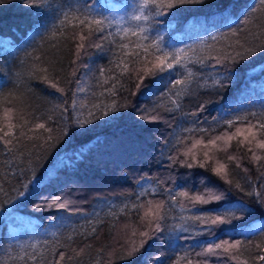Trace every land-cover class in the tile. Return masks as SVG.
Wrapping results in <instances>:
<instances>
[{
	"label": "trees",
	"instance_id": "obj_1",
	"mask_svg": "<svg viewBox=\"0 0 264 264\" xmlns=\"http://www.w3.org/2000/svg\"><path fill=\"white\" fill-rule=\"evenodd\" d=\"M79 2L47 0L40 7L29 6L24 0L0 2V129L7 130L2 119L5 108L14 109L13 123L17 125L12 130L16 137L12 143L5 147L0 142V264H55L60 253L64 254L61 264H174L178 256L186 254L194 261L200 259L195 253L201 248L192 245L209 239L207 234L193 235L191 221L186 225L188 232L175 228L184 223L181 217L198 213L185 198L177 197L173 203L170 196L203 192L202 181L206 183L207 178L222 188L230 186L206 169L185 168L178 162L183 159L178 153L190 146L192 138L202 135L185 129L204 128L211 136L226 127L224 119L259 114L264 108V71H253L264 65V54L257 52L243 62L235 77L228 72L232 62L225 59L242 51L237 41L246 47L264 42V12H251L253 6L261 7L259 0H203L202 4L181 6L175 15L176 10H169L154 18L149 36L159 38L163 49H193L189 52L193 59L204 58L203 65H189L195 75L178 107L171 102L175 89L169 82L177 78L175 75L157 73L146 78L145 85L154 79L159 83L154 94L145 98L136 88L143 73L135 69L141 65L129 63L131 70L122 72L119 61L128 62L133 57L124 56L118 47L120 37L114 42L110 33L116 32V21L131 11L133 0H86L97 19L107 18L112 26L85 41L79 36H87V31L81 33L73 27L53 37L54 31L59 32L62 12L69 5L74 11ZM227 14L230 18L225 21ZM38 22L46 25L39 34L35 28ZM81 43L85 46L78 48ZM213 57H219L220 63ZM101 69L106 70L103 76ZM213 80L220 84L213 85ZM51 83L63 88V94ZM113 104L118 111L103 115ZM125 104L127 107H120ZM145 114L156 116V122L141 120ZM77 119L92 122L81 127ZM37 123H44L48 131L35 129ZM228 155L236 160L228 161ZM169 157H176L177 162ZM217 157L228 164L232 196L256 209L252 223L264 224L257 197L246 195L252 191L264 197V160L253 161L235 142ZM41 177L43 185L33 192L29 182ZM236 183L242 191L234 187ZM26 184V195L20 197ZM142 191L146 194L139 196ZM53 200L66 203L67 208H49ZM148 200L165 202L163 230L127 258L131 241L139 243V233L147 230L140 219L143 210H134L132 205ZM210 207L214 205H196ZM133 228L137 230L135 237ZM175 236L180 239L173 247L171 238ZM220 238L243 239L225 234ZM32 244L36 249L30 247ZM257 244L264 247V233L251 237V244L240 251V261L225 256L216 264H264L258 260L264 251ZM25 252L38 254L37 261L15 259Z\"/></svg>",
	"mask_w": 264,
	"mask_h": 264
},
{
	"label": "snow or ice",
	"instance_id": "obj_2",
	"mask_svg": "<svg viewBox=\"0 0 264 264\" xmlns=\"http://www.w3.org/2000/svg\"><path fill=\"white\" fill-rule=\"evenodd\" d=\"M2 2V0H0ZM29 6L40 7L42 4L47 3V0H24ZM203 0H133L130 5L131 11L126 13L125 16L120 17L116 24L115 33H110L113 36L115 42V37H120V43L118 45L119 49L124 53L125 57L132 56L133 60L125 62L124 59L119 61V64L123 65L122 72L127 73L131 69L129 68V63L140 64L141 66L135 69L137 72H142L143 75L138 77L140 83H137L136 88L141 96L147 98L150 94H154V89H156L159 81L153 80L151 84H143L144 80L148 77H155L157 73H168L171 77L175 75L177 78L175 80H170L172 88L175 89V98L172 99V104L178 105L179 98L184 95L192 79L195 75L192 68L189 67L190 64H204V58L197 57L193 59V56L189 52L194 51L193 49H183L175 48L171 50H165L161 47V42L159 38L151 39L149 32L151 25L155 23V17L163 16L169 10H176L172 14L175 15L176 12L181 11V6L188 4H202ZM261 5L260 8L252 7L251 12L255 13L257 11L264 12V0H259ZM92 6L89 5L86 0H80L73 11L72 5H69L68 10L62 12V19H59V32L54 31L52 33L53 37L57 35H63L64 29L67 27L78 28L83 33L85 30L88 35L81 34L79 39L85 41L94 33H103L106 27H111L113 22L107 18L97 19L91 11ZM230 18V14L224 16L225 21ZM239 21H234L237 23ZM252 21L245 20L244 23H251ZM45 27L46 25L38 22L35 25L37 34H39V29ZM235 35V33H232ZM261 34L264 35V27L261 28ZM135 38L134 40L132 38ZM215 39V37H213ZM126 41V42H125ZM85 45L81 43L78 48H83ZM236 46L242 49V51H237L233 54H229L225 59L230 60L233 64L232 69H228L229 75L235 77L237 75L238 68L243 67L245 61H248L255 53L260 52L264 54V42L259 45H248L236 42ZM100 47V45H97ZM216 59L217 63H220L219 57H213ZM119 66V65H118ZM182 69L183 71H179ZM264 71V65H260L258 69H253V71ZM43 71H46L44 69ZM105 69H101V75L105 73ZM45 81L48 82L47 76L44 77ZM163 80V77L159 78ZM104 84L108 83V80H103ZM213 85L220 84L219 80H213ZM51 87L56 89L57 92L63 94L64 89L57 86L55 83H51ZM115 85H113V89ZM113 89H109L110 94L115 95ZM83 91V89H80ZM136 95V93H133ZM75 106V101L73 102ZM99 108V105L95 106ZM120 107H127V104L121 105ZM201 105V109H203ZM224 115L229 113L224 111V106L220 109ZM118 111V107L113 104L108 106L104 111L103 115L107 116L109 112ZM147 112V110H144ZM195 115V113H193ZM89 116H93L90 112ZM5 122V128L0 129L3 135H0V142H2L5 147H8L12 143V140L16 137L13 136L12 130L17 126L13 123L14 119V109L5 108L2 116ZM141 120L147 121L149 123L156 122L157 117L154 115H141ZM91 120H76V124L81 127L85 124L91 123ZM27 123V121H25ZM223 124L226 127L218 134L208 135L207 129L204 128H187L185 129L188 133L199 132L202 135L199 138H192L190 146L185 145L184 150L179 152L178 155L182 156L183 159L178 162L181 163L185 168H200L210 171L216 177H219L224 181L225 184L229 185V188H222L217 185L215 181L211 178H207V182H203V187L205 191L200 192L196 195H190L188 192H178L175 196H170L173 203L176 202L177 197H183L191 203L192 208L196 209V213L191 216L181 217L184 223L175 226L176 230L179 232H188L190 229L187 225L188 221L192 222L193 235L202 236L207 234L209 239L207 240H197L192 245L193 248L200 247L201 250L195 253L196 257L200 259L188 258V255L178 256L174 264H216L221 257H228L233 261H240V251L246 246L251 244V237L254 235H259L264 233V224H254L250 221V218L255 213L256 209L249 206L247 203L240 200H236L231 194V186L233 182L229 179V167L228 164L223 162L217 157L218 153H226L230 147H232L235 142L239 148L245 149L251 154V159L253 161L264 160V108L257 114L255 112L245 115H237L232 119H224ZM35 129H44L48 131L44 123H37ZM33 129V130H35ZM215 132V130H212ZM24 135V133H21ZM67 134V132H66ZM9 138V139H6ZM31 138V137H29ZM51 139V137H49ZM178 143H183V141H178ZM11 151V148H8ZM203 157L202 159L200 157ZM173 163L177 162L176 157H169ZM228 161L236 160L233 155L227 156ZM237 167L239 164L237 163ZM52 173L49 172V175ZM32 184V191L38 190L44 183V178L34 179L30 181ZM236 189H241L239 183L234 185ZM25 191L20 192L19 196L24 197L28 190V185H24ZM153 192L156 190L153 189ZM146 193L142 191L139 196H144ZM247 196H256V203L261 206V210L264 211V197H262L260 192H247ZM196 205H214L210 208H196ZM41 207V205H37ZM51 207H57L60 209L67 208L66 203H58L53 200L49 205ZM127 208V205H125ZM181 208L184 205L181 204ZM134 210H143V215L140 217L142 223L147 225V230L141 231L139 236L141 239L139 243L133 239L130 243L128 251L125 253V257L130 258L136 252L142 248L149 239L156 238L157 233L162 232V222L167 216L166 205L163 200L153 201L148 200L147 203H134L132 205ZM123 211V209H121ZM229 226V227H220ZM95 231V229H93ZM137 230L132 229V236L135 237ZM220 234H225L230 237H243V239H222ZM55 235V233H53ZM71 239V237H69ZM180 239L179 236L171 238V244L173 247L177 246V242ZM219 241V242H217ZM23 249V245L20 246ZM32 249H36L37 245H30ZM257 248L264 251V247L261 244L256 245ZM38 254L23 253V255H18L15 259L24 260L27 257L28 260L33 262L37 261ZM215 258V261L212 260ZM64 260V254L60 253V259L55 262V264H61ZM258 260L264 261V255H260ZM99 264V261H97ZM241 264H247L246 261L241 262Z\"/></svg>",
	"mask_w": 264,
	"mask_h": 264
}]
</instances>
